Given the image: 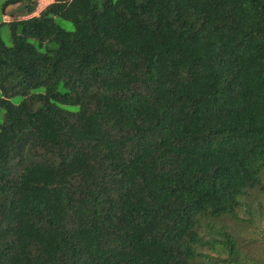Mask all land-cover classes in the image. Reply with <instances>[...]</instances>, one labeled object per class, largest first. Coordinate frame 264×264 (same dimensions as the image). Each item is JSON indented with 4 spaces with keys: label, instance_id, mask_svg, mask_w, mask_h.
<instances>
[{
    "label": "trees",
    "instance_id": "obj_1",
    "mask_svg": "<svg viewBox=\"0 0 264 264\" xmlns=\"http://www.w3.org/2000/svg\"><path fill=\"white\" fill-rule=\"evenodd\" d=\"M263 173L264 0L0 24V264H256Z\"/></svg>",
    "mask_w": 264,
    "mask_h": 264
},
{
    "label": "rangeland",
    "instance_id": "obj_2",
    "mask_svg": "<svg viewBox=\"0 0 264 264\" xmlns=\"http://www.w3.org/2000/svg\"><path fill=\"white\" fill-rule=\"evenodd\" d=\"M6 0H0V24L4 22V15L11 16V13L17 9V6H10L5 11H3V5ZM61 26L64 28L71 30L73 27L69 22H61ZM1 38L3 42L7 45L10 46L11 44V38L9 34V30L6 27H2L1 29ZM21 99L19 97H14L12 98V102L15 104L20 103Z\"/></svg>",
    "mask_w": 264,
    "mask_h": 264
},
{
    "label": "clouds",
    "instance_id": "obj_3",
    "mask_svg": "<svg viewBox=\"0 0 264 264\" xmlns=\"http://www.w3.org/2000/svg\"><path fill=\"white\" fill-rule=\"evenodd\" d=\"M51 2H52V0H37L36 11L33 14L27 15V16H25V15L24 16H17L15 14L16 11H13L11 13V16L4 15V22H10V21H13V20L27 19V18H30V17H33V16H38V14ZM14 6H17V8H18L21 5H14ZM3 11H5V9H3ZM263 178H264V175H263ZM209 236H210V234H208V229H207L205 231V234L203 235V237H204V239H207V238H209ZM256 264H264V254H263V252L259 255V258H258Z\"/></svg>",
    "mask_w": 264,
    "mask_h": 264
}]
</instances>
